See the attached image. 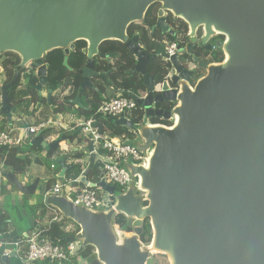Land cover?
<instances>
[{"label": "water", "instance_id": "1", "mask_svg": "<svg viewBox=\"0 0 264 264\" xmlns=\"http://www.w3.org/2000/svg\"><path fill=\"white\" fill-rule=\"evenodd\" d=\"M155 4L159 8L151 32L160 29L182 41L168 62L171 78L161 83L147 73L151 58L138 35H127L128 27ZM168 14L187 25L188 36L168 24ZM200 28L202 46L216 36L224 38L214 44L223 53L221 63L198 54ZM78 41L86 43L87 61L71 101L77 106L85 89H95L92 80L106 78L95 70L96 60L113 56L100 51L104 42L118 41L133 53L136 64L130 73L143 76L146 95L132 99L143 119L137 125L125 117L113 122L135 126L134 145L148 158L146 164L127 168L133 182L116 198L115 211L130 232L114 231V210L90 211L53 195L42 203L59 214L58 221L70 220L79 228L67 239L79 241L75 255L93 248L92 257H80L77 264H158L157 255L166 256L169 264H264V0H0V53L12 52L21 66H33L39 103L44 89L47 103L55 94L65 96L48 80L46 56L62 49V65L72 72L69 54ZM204 50L212 52V45ZM196 69L205 74L192 86ZM20 76L17 70L2 85L0 114L8 122L16 112L8 106V90ZM164 104L174 106L159 107ZM172 117V127L146 125L153 118ZM81 151L92 152V144ZM94 164L91 154L80 183L111 194L114 188L103 181L87 180ZM3 182L23 196L34 195L38 187V180L23 184L15 174L0 171ZM146 221L152 233L147 246L140 241ZM15 259L14 252L0 254V264Z\"/></svg>", "mask_w": 264, "mask_h": 264}, {"label": "trees", "instance_id": "2", "mask_svg": "<svg viewBox=\"0 0 264 264\" xmlns=\"http://www.w3.org/2000/svg\"><path fill=\"white\" fill-rule=\"evenodd\" d=\"M158 8V4L149 7L142 21L133 23L128 27L127 35L129 38L138 35L139 45L142 47L144 53L151 58L146 66L147 73L154 78L155 82L161 83L165 80V76L170 68L169 64L162 59L164 45L166 42L170 43L174 41V38L168 34L162 35L160 29H155V31L151 32V28L156 22ZM167 22L178 34L187 33V25L183 21L174 19L168 14ZM85 48L86 43L84 41L74 43V50L70 52L68 60L69 66L73 69L72 72H69L62 65L64 58L62 49L51 51L45 58V63L48 65L47 77L50 84L55 86L61 93H65L68 90L70 91L68 95L62 97L61 103L54 107L53 114L60 116L70 114L75 115L78 118L82 116L84 120L95 117L96 124L101 133L105 132L111 137L120 138L121 140L128 141L130 144L134 145L138 138L135 126L133 128H128L124 125H117L113 122L114 119L96 114L104 97L112 98L118 93L131 98L133 96L142 98L146 95L143 76L137 73H130L135 68L136 64L133 53L126 48L125 44L118 41L104 42L100 46V51L106 54H113V56L105 61L96 60L95 70L106 73V78L92 80L95 89H85L81 94V106L74 108L71 101L77 96L82 80L80 72L87 61L86 55L83 52ZM198 54L200 55L201 52ZM208 56L212 63H221L223 61V53L221 51H216L212 54L210 53ZM0 59V68L5 77L3 85L12 80L15 71L18 70L21 73L17 83L8 90V106L10 108L21 107L24 114H27L30 104H34L35 106L39 103L35 90V85L38 82L34 73L35 70L32 65L25 67L21 66L20 58L12 52L3 53ZM203 75L204 71L196 69L191 85L193 86L196 80ZM72 106L73 108H71ZM173 106V104H164L159 107L171 110ZM143 115V110L138 106L137 110L129 115V120L132 121L134 125H137L142 121ZM150 123L153 125L170 127L173 124V121L153 118ZM8 125V123L4 122L0 129L4 130ZM49 131L50 130L43 131L38 134L28 143V146L24 148L19 146L9 149H0V163L3 165V168L7 169V172L5 171L4 174L12 173L16 176L24 175L27 173L32 163L31 156H34V161H40L39 158L44 152H47L49 157L54 155L58 148L57 146L52 148H50V144L47 147L44 146L46 139L44 136H47L50 133ZM78 136L79 135H74L73 137L76 139L78 138V143L83 148H87L89 142L87 141V143H84V141ZM85 158L86 156L83 151L74 153L71 156L72 163L69 165L71 167L70 172H74L70 178L71 180H75L80 176L82 166L79 161ZM65 162L66 158H64L63 164H65ZM102 175L101 164L95 162L94 166L88 173L87 180L90 183L97 184L102 180ZM55 181V178L49 180L46 183V189L53 186L56 183ZM75 187L82 188L84 185L79 182L75 184ZM0 194H2L1 189ZM28 207L33 213V216H35V219L39 221V225L36 224L32 229H35V227L38 226H43L44 228L40 231L42 236L50 240L54 245L66 248L68 245L67 239L76 236L79 232V228L76 225V230L74 232H67L66 227L73 223L70 220L58 221V218L54 221L55 211L49 207L44 205L41 206L39 204H37V206L28 205ZM9 218L10 216L8 212L0 208V241H4L6 235L9 234ZM121 227L126 232L131 231V228L127 226L124 218L121 219ZM151 237L152 233L150 225L148 221H146L140 235V241L147 246L151 242ZM92 255L93 248L87 247L83 253L76 257L87 259L92 257ZM157 257L158 260L156 261L158 264H167L162 256ZM72 258L73 257H71V259ZM43 264L48 263L44 262Z\"/></svg>", "mask_w": 264, "mask_h": 264}, {"label": "built area", "instance_id": "3", "mask_svg": "<svg viewBox=\"0 0 264 264\" xmlns=\"http://www.w3.org/2000/svg\"><path fill=\"white\" fill-rule=\"evenodd\" d=\"M186 36H188V32ZM181 44L182 41L180 39L165 43L162 54L164 62H170V58L175 55ZM212 49L215 50V47L212 46ZM170 78L171 73L166 76V80ZM137 107V102L134 99L118 93L115 97L103 99L96 114L110 117L114 120L120 117H125L129 120V115L136 111ZM171 120L173 124L170 127L174 125V117L169 121ZM148 125L153 126L151 123ZM47 130L67 131L73 135L79 131V134L86 138L89 144H92V152L88 153V158L90 159L91 154H94L95 162L101 164L103 172L101 181L107 186L113 187L114 191L110 194L104 189L97 187L84 186L76 188L75 184L79 183V179L66 180L55 183L43 192V204L49 196L53 195L63 197L74 205L90 211H97L99 208H102L105 212L115 211L116 193H119V195L125 194L133 182L130 172L127 169H123V164L128 162H131V165L134 166L146 164L148 153L139 151L135 145L130 144L128 141L111 137L104 132L101 133L95 117L77 121L73 125L67 126L60 120L47 118L27 128H17L15 130L0 129V148L19 147L26 142H31L34 137ZM56 138H59V135H56ZM58 217L59 214L55 212L54 221ZM122 218L124 216L115 211L112 225L114 231L118 234L125 232L121 227ZM75 230L76 226L74 224H69L66 227L67 232H74ZM1 246L0 254L8 255L14 252L22 264H42L44 262L48 264H66L78 249L75 243H68L66 248L54 245L50 240L42 236L40 230L30 233L23 241L6 242Z\"/></svg>", "mask_w": 264, "mask_h": 264}, {"label": "crops", "instance_id": "4", "mask_svg": "<svg viewBox=\"0 0 264 264\" xmlns=\"http://www.w3.org/2000/svg\"><path fill=\"white\" fill-rule=\"evenodd\" d=\"M0 77H1L0 83H2V85H3V82L5 80L3 73L0 74ZM69 92L70 91L68 90L64 94L68 95ZM45 96H46V90L44 89V90H42V97L44 99L40 102V104L38 103L35 106H34V104H30L27 114H24L21 107H17L16 112L12 114L10 122H8L5 118L1 117L0 118V127L3 125L4 122H6L9 125L4 130H9V129L15 130L17 128H27V127H29L33 124H36L38 122H41L47 118H53L54 116H53L52 112L54 110V107L58 106L61 103L62 99L59 95L55 94V96L53 98H51L50 102L47 103ZM57 96L59 98H56ZM104 99H105V97H104ZM71 108H73V106ZM74 108H77V105H74ZM61 117H62L61 121L64 122V125L66 124L65 126L71 125V124L77 122V120L78 121L84 120V118L82 116L78 118L75 115H70V114L66 115V116H61ZM38 120H40V121H38ZM58 120H60V119H58ZM24 123H26V124H24ZM48 135H47V138L45 139L46 141L44 142V143H46L47 146L49 144L51 145L54 141H57V140L60 141L56 152L54 153V155H52L50 157L47 155V152H44L43 154H41V157L39 158L40 161H34L35 160L34 156H31L32 163H31L27 173H25L23 175L24 179L26 180V183L22 182L23 184H29L30 182L33 183L35 180H38V185H39L41 183V180H43L42 187H44L45 190H46V187H45L46 183L49 180H52L53 178H55L56 183L66 181V180H71L70 178L74 173L72 171L70 172L71 167L69 165L72 163L71 156L74 153L81 152V150H82V146H79L77 144L78 138L76 139L75 137H73L74 136L73 134H71L67 131H60V133L57 134V135H59V138H56V135H52L51 133H49ZM63 137L66 139H62ZM66 142H68V143H66ZM26 143H27L26 146H28V142H26ZM24 144H22L20 147H22V148L26 147V146H24ZM65 144H70V148H72L71 151H69L70 148H67L65 146ZM46 145H44V146H46ZM0 149H2V148H0ZM62 150L64 151V153L61 152ZM87 155H89V154H87ZM53 157L58 158V160H59L58 163H56L55 160L52 159ZM88 157H86L82 161H79L81 166H82L81 174L77 178L79 180H80L82 173L86 170V168L89 165L90 159ZM64 158H66L65 164H63ZM44 160H48V163H49L48 169H46L45 166L42 165ZM49 160H50V162H49ZM62 169H65V172L62 173V176H64V177L60 178L59 175H61ZM2 170L7 172V169L3 168V165L0 163V171L2 172ZM38 175H39V178H36V176H38ZM18 176H22V175H17V178H18ZM77 179H75V180H77ZM4 184L5 183L3 182L2 187L5 188L8 184H5V185ZM8 186L6 187V189L8 188ZM9 191H10V189H9ZM0 198H1V194H0ZM18 200L20 201V203H22L24 201L21 198L20 199L18 198ZM20 205L23 206L22 204H20ZM33 222H34L33 226H35L36 224L39 225V221L37 219L34 218ZM8 223H9V234L6 235L4 241H0L1 245L6 243V242L23 241L30 233H32L34 231H38V230L41 231L44 228L43 226H38V227H35V229H32L31 232H28L24 229L19 232L13 228V226H12L11 222H9V220H8ZM1 245H0V249H2ZM17 259L19 260L18 257H17Z\"/></svg>", "mask_w": 264, "mask_h": 264}, {"label": "rangeland", "instance_id": "5", "mask_svg": "<svg viewBox=\"0 0 264 264\" xmlns=\"http://www.w3.org/2000/svg\"><path fill=\"white\" fill-rule=\"evenodd\" d=\"M220 41L219 38H214L213 40V44H218V42ZM2 56V53H0V58ZM1 61V59H0ZM204 71V70H202ZM2 69L0 68V74H2ZM205 74V72H204ZM1 78V77H0ZM1 93H2V83H0V98H1ZM56 98H59L58 96ZM62 99V98H61ZM1 102V101H0ZM53 114V112H52ZM53 119L58 120L60 119V121L62 120V117L60 115H55L53 114ZM43 120V119H42ZM40 121V120H38ZM62 122V121H61ZM26 124V123H24ZM64 124V122H63ZM149 123H146V125ZM66 125V124H65ZM52 135H57L58 133H60L57 130H50L49 131ZM79 138H81L82 141H84V143H87L86 138H84L81 134H78ZM49 136V135H48ZM47 138V136H44ZM46 141V140H45ZM136 141H138V139H136ZM68 143V142H66ZM79 146H81L79 143H77ZM27 143L24 144V146H26ZM44 145H46V143H44ZM65 146L67 148H70V144H65ZM47 147V145H46ZM72 148H70L69 151H71ZM62 153H64V151H61ZM86 157H88V155L85 154ZM52 159L55 160L56 163H58V158L53 157ZM42 162V161H41ZM50 162V160H49ZM48 160H44L43 162V166H45L46 169H48ZM129 166H131V162H128L126 164H123V169H127ZM5 171L2 170V173H4ZM36 178H39V175L36 176ZM18 180L20 182L26 183V180L24 179V176H18ZM32 182H30L29 184H31ZM6 184V183H5ZM4 184V185H5ZM43 184V180H41V183L38 185L37 190L35 192L34 195L32 196H23L21 195L16 189L12 188L10 185L8 186V188L6 189V187H2V185H0V188L2 190V194H1V198H0V208L6 210L10 216L9 221L11 222L13 228L16 231H21V230H26L28 232L32 231V227H33V219L35 218V216H33V213L28 209V205H32V206H37V204L42 206V200H43V192L45 190L44 187H42ZM10 189V191H9ZM119 196V193H116V197ZM18 198L24 200L22 203H20V201L18 200ZM20 204H22L23 206H21ZM75 246L78 247L79 246V241L75 242ZM78 255H74L73 258L69 261L66 262V264H77L78 261V257H76ZM157 256H162L164 258V260L167 262V264H169V260L166 256L164 255H157ZM155 256V260H158V257ZM11 264H22L20 259H15L14 261H11Z\"/></svg>", "mask_w": 264, "mask_h": 264}, {"label": "flooded vegetation", "instance_id": "6", "mask_svg": "<svg viewBox=\"0 0 264 264\" xmlns=\"http://www.w3.org/2000/svg\"><path fill=\"white\" fill-rule=\"evenodd\" d=\"M196 35H197V44H196V47L199 49L198 51L199 52H202L203 53V56L205 57V58H207V60H208V62L209 63H212V61L209 59V54L211 53H214V52H216V51H220V50H217L216 48H215V50H213L212 52H210V53H208V52H206L205 50H204V46L208 43V44H211L213 47L215 46L212 42H213V40H214V38H219L220 39V41H223V37L222 36H216V37H214L213 39H209V41H207V43L204 45V46H202L201 45V42H202V30H201V28L196 32ZM207 54V55H206Z\"/></svg>", "mask_w": 264, "mask_h": 264}, {"label": "clouds", "instance_id": "7", "mask_svg": "<svg viewBox=\"0 0 264 264\" xmlns=\"http://www.w3.org/2000/svg\"><path fill=\"white\" fill-rule=\"evenodd\" d=\"M1 115V114H0ZM1 117H3L2 115H1ZM4 118V117H3Z\"/></svg>", "mask_w": 264, "mask_h": 264}]
</instances>
